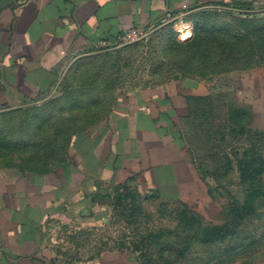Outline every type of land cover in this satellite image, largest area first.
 Instances as JSON below:
<instances>
[{
  "label": "crops",
  "instance_id": "1",
  "mask_svg": "<svg viewBox=\"0 0 264 264\" xmlns=\"http://www.w3.org/2000/svg\"><path fill=\"white\" fill-rule=\"evenodd\" d=\"M254 4L264 7V0H0V113L43 103L77 64L103 52L93 51L100 41L125 30L153 32L202 10ZM235 81L263 124L264 68ZM217 94L213 79L202 76L127 87L72 136L63 160L46 167L0 162V264H144L128 248L59 255L49 229L63 218H104L119 191L208 208L209 187L185 129L195 107ZM243 264H264V250Z\"/></svg>",
  "mask_w": 264,
  "mask_h": 264
},
{
  "label": "rangeland",
  "instance_id": "2",
  "mask_svg": "<svg viewBox=\"0 0 264 264\" xmlns=\"http://www.w3.org/2000/svg\"><path fill=\"white\" fill-rule=\"evenodd\" d=\"M236 8L173 19L77 64L43 103L0 113V162L46 167L63 160L70 136L97 121L121 89L180 75L213 79L218 88L217 100L198 104L185 129L209 187L208 208L119 191L98 221L52 224L49 241L59 255L128 248L146 264H243L264 250V123L234 82L264 68V7Z\"/></svg>",
  "mask_w": 264,
  "mask_h": 264
},
{
  "label": "built area",
  "instance_id": "3",
  "mask_svg": "<svg viewBox=\"0 0 264 264\" xmlns=\"http://www.w3.org/2000/svg\"><path fill=\"white\" fill-rule=\"evenodd\" d=\"M149 33L151 32L144 28L128 29L125 30L122 34H120L115 41H100V43L97 44L95 50L93 51L101 52L114 49L125 44L133 43L147 36Z\"/></svg>",
  "mask_w": 264,
  "mask_h": 264
},
{
  "label": "trees",
  "instance_id": "4",
  "mask_svg": "<svg viewBox=\"0 0 264 264\" xmlns=\"http://www.w3.org/2000/svg\"><path fill=\"white\" fill-rule=\"evenodd\" d=\"M217 10H202V11H199L198 13H196V14H194V15H200V17H204V16H208V15H212V14H214L215 12H216ZM223 11H234V10H228V9H226V10H223ZM239 11V10H238ZM164 28V27H163ZM185 42H187V41H185ZM116 50H118V49H115V50H106L105 52L103 51V52H101V53H97L96 55H93V56H91V57H89L88 58V60L90 59H92V58H101L102 56H105V55H108V53L109 52H112V51H116ZM183 76H187V75H183ZM64 81H66V79H64L63 80V82ZM62 82V83H63ZM62 83H61V85H62ZM74 134V133H73ZM73 134H72V136H73ZM72 136H70V138H69V141H67L65 144H66V146H67V150H68V147H69V145H70V142H71V139H72ZM131 193V195L133 196V197H135V196H137V197H141L140 195H137V194H135V193H132V192H130ZM142 261V260H141ZM143 262V261H142ZM144 263V262H143ZM144 264H146V263H144Z\"/></svg>",
  "mask_w": 264,
  "mask_h": 264
},
{
  "label": "bare ground",
  "instance_id": "5",
  "mask_svg": "<svg viewBox=\"0 0 264 264\" xmlns=\"http://www.w3.org/2000/svg\"><path fill=\"white\" fill-rule=\"evenodd\" d=\"M184 24H185V23H184ZM183 29H184V26L181 25L180 30L183 31ZM188 36H189V35L186 34V33L183 34V37H184V38H187Z\"/></svg>",
  "mask_w": 264,
  "mask_h": 264
}]
</instances>
